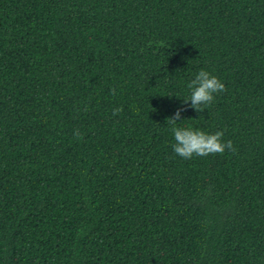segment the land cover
I'll return each mask as SVG.
<instances>
[{"label": "trees", "instance_id": "16d2710c", "mask_svg": "<svg viewBox=\"0 0 264 264\" xmlns=\"http://www.w3.org/2000/svg\"><path fill=\"white\" fill-rule=\"evenodd\" d=\"M0 264H264V0H0Z\"/></svg>", "mask_w": 264, "mask_h": 264}, {"label": "clouds", "instance_id": "9594fccd", "mask_svg": "<svg viewBox=\"0 0 264 264\" xmlns=\"http://www.w3.org/2000/svg\"><path fill=\"white\" fill-rule=\"evenodd\" d=\"M187 88L190 90V96L183 103L187 105L190 101V107L198 113L204 111L205 107L213 102L215 94L226 90L224 83L204 69H200L196 73L195 78L187 84ZM112 91L115 94V89ZM184 110L186 109L178 108L174 115L167 119V123L173 126L171 131L174 135L175 143L172 148L177 155L184 159H191L193 155L223 154L226 149L235 152L231 140L226 143L223 142V131L208 134L191 127H177V121L181 120V112ZM121 111L122 108L114 109L113 115H117ZM74 135L79 139V130H76Z\"/></svg>", "mask_w": 264, "mask_h": 264}]
</instances>
